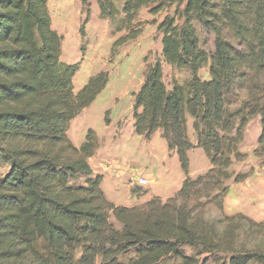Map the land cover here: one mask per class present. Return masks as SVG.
Listing matches in <instances>:
<instances>
[{"label": "trees", "instance_id": "1", "mask_svg": "<svg viewBox=\"0 0 264 264\" xmlns=\"http://www.w3.org/2000/svg\"><path fill=\"white\" fill-rule=\"evenodd\" d=\"M48 1L0 0V264H162L169 257L198 264L186 246L228 255L229 264H264V221L224 209L227 182L253 174L254 168L236 173L232 165L246 159L239 146L257 116L262 130L254 154L264 166V0H124L128 23L142 7L153 6L156 14L185 4L182 26L167 15L158 31L164 61L192 73L185 84L169 88L157 61L134 93L136 133L151 139L161 131L185 179L173 196L132 207L107 198L104 176L90 164L100 147L96 131L90 128L79 146L68 136L71 122L106 88L110 73H96L75 92L80 63L61 60L63 38L52 26ZM81 3L89 6L90 0ZM98 3L103 16L117 13L113 0ZM195 22L215 35L211 57ZM138 34L120 37L113 48ZM209 61L210 77L202 78ZM196 148L211 167L192 176L189 153ZM82 176L84 183H73ZM211 205L217 216H210ZM132 249L135 255L123 260Z\"/></svg>", "mask_w": 264, "mask_h": 264}, {"label": "rangeland", "instance_id": "2", "mask_svg": "<svg viewBox=\"0 0 264 264\" xmlns=\"http://www.w3.org/2000/svg\"><path fill=\"white\" fill-rule=\"evenodd\" d=\"M98 1L90 0L89 6H83L81 0L48 1L52 26L63 38L61 60L70 64L80 63L73 80L75 92L96 73H110L106 88L89 107L73 119L68 136L79 146L90 128L96 131L100 147L89 161L96 171H104L100 167L102 164L109 169H115L112 174L108 169L103 172L104 179L101 184L107 198L114 200L112 202L115 204L142 205L155 195L167 199L181 188L185 178L184 172L177 154L168 150L161 131L155 132L151 139L136 133L133 115L134 93L141 88L148 68L157 61L163 64V78L169 88L174 82L185 84L191 79L190 69L172 66L164 61L163 34L158 31L159 23L167 15L175 16L176 24L182 26L185 21V4L169 5L156 14L151 11L153 6L142 7L133 22L128 23L122 11L124 0H113L117 8L114 16H103ZM88 15L89 20L85 23ZM84 23L83 36L81 27ZM195 27L201 47L211 57L215 51V35L199 22H195ZM132 32L139 33L135 39L113 48L120 37ZM209 64L210 61L200 70L202 78L210 77ZM237 96L243 99L245 92L238 89ZM240 103L241 101L235 102L231 108H236ZM261 130V118H251L244 129V140L239 146L247 155L246 159L235 161L232 169L236 173L248 172L251 168H254V171L243 182L228 181L230 191L224 199L226 214L242 212L256 221H264V166L254 154ZM188 132L191 140L196 141L192 119H189ZM189 156L192 176L204 174L210 169L211 164L201 148L191 150ZM6 170L4 168L1 172ZM140 177L146 178L148 182L144 185L138 184ZM85 179V176H82L73 183L82 184ZM218 213L216 205L209 207L210 216H217ZM111 221L119 226L113 217ZM185 252L187 255H198V264H229V256L223 253L199 254L197 248L189 246L185 247ZM133 255L135 249L122 259L127 260ZM162 264H180V259L169 257Z\"/></svg>", "mask_w": 264, "mask_h": 264}, {"label": "crops", "instance_id": "3", "mask_svg": "<svg viewBox=\"0 0 264 264\" xmlns=\"http://www.w3.org/2000/svg\"><path fill=\"white\" fill-rule=\"evenodd\" d=\"M195 142V141H194ZM193 151V150H192ZM101 168H103V172H105L107 169H108V172L110 173V174H112V171H114L115 169L113 168V169H109L108 167H106L104 164H102V166H100ZM94 170V169H93ZM94 172H95V174H102L103 175V172H101V171H96V170H94ZM113 174H115V173H113ZM185 176V175H184ZM114 177H115V175H114ZM116 179V178H115ZM185 179V178H184ZM118 181H119V179H118ZM112 193H113V195H114V192L113 191H111ZM145 195V194H144ZM116 195H114V197H115ZM155 196H160V195H155ZM153 196H151L149 199H151ZM161 197V196H160ZM148 199V200H149ZM111 201H114V200H111ZM147 201V200H146ZM115 203V202H114ZM117 205H122V204H117ZM123 206H125V205H123ZM132 206H137V205H132ZM132 206H128V207H132Z\"/></svg>", "mask_w": 264, "mask_h": 264}, {"label": "built area", "instance_id": "4", "mask_svg": "<svg viewBox=\"0 0 264 264\" xmlns=\"http://www.w3.org/2000/svg\"><path fill=\"white\" fill-rule=\"evenodd\" d=\"M138 184L140 185H144L148 182V180L146 178H143V177H140L138 180H137Z\"/></svg>", "mask_w": 264, "mask_h": 264}]
</instances>
